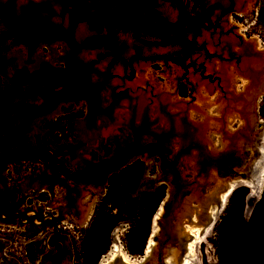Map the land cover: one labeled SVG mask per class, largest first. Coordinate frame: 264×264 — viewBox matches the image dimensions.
<instances>
[{"label":"rangeland","instance_id":"1","mask_svg":"<svg viewBox=\"0 0 264 264\" xmlns=\"http://www.w3.org/2000/svg\"><path fill=\"white\" fill-rule=\"evenodd\" d=\"M28 1L41 4L43 0H25ZM55 1L60 10L49 12L42 21L26 14L16 16L10 3L0 0V34L20 33L0 46V102L19 85L23 93L28 94L27 98L16 100L19 108L11 115V122L19 130V135L38 151L58 153L60 162L73 175L100 169L95 179L80 183L77 189V192L84 189V196L90 194L85 203L91 205L89 210L93 215L106 193L111 176L107 170L125 160H128L126 163L137 160L144 163L138 187L134 190L126 187L118 202L106 208L122 220L110 235V248L118 243L127 251L130 234L139 221L141 199L151 198L161 187L166 188L167 196L170 189L161 171L159 154L171 162L181 155L166 156L160 148L162 143L158 145L161 139L145 135L137 121L132 122L136 131L131 132L127 121L130 105L126 103L131 98L137 109L156 112L161 100L169 96V101L189 104L191 110H195L194 106H203V115H207L212 106H219L220 109L233 107L227 117L230 116V120L236 118L233 95L240 93L242 74L250 61H246L242 69L243 50L235 42L243 48L264 53V0H155L149 10L138 13L136 16L143 23L152 22L163 31H175L170 38H184L195 43L196 51L186 59V68L172 61L186 57L187 49L182 45L166 44L157 38L127 31L110 21L111 13L118 4L133 0ZM64 34L71 42L69 48L54 43L53 37ZM36 40L46 42L36 46ZM245 51L249 54L248 49ZM24 63L46 65L48 71L36 69L29 76L17 74V65ZM76 69L81 71V75H76ZM83 81L88 83L83 90H78ZM181 93H185V97ZM172 110L177 112L174 108ZM218 111L222 114L221 110ZM113 112L119 113L115 115ZM188 113L191 114V111ZM254 113L258 127L251 133L250 147L253 151L264 147L263 101L256 105ZM228 118L223 122V129L229 134L236 131L238 124L230 123ZM191 119L203 121L196 117ZM150 125L152 122L149 120L146 127ZM213 136L214 133L209 132L208 149L213 147V143L214 151L222 152ZM47 162L43 158H36L30 163L20 162L5 174L4 192L11 198L12 208L14 201L17 202L19 197L21 200L32 186H47ZM32 164L40 173L33 177L25 176L33 168ZM192 165L184 162L175 165L182 174L184 189L169 220L164 221V214H161L156 222L155 246L151 250L153 257L147 264L174 263L179 242H170L171 234L179 228L180 237L184 238L185 222L196 208L195 204L203 209L208 197L216 192L215 184L221 185L224 180L226 183L236 182L238 186L218 217L212 236L198 246L200 259L203 264H232L238 247L247 239L251 217L246 220L244 214L249 190L239 183L246 180L245 175L224 177L217 168L200 173V169ZM235 166L230 169L233 175L239 172L247 174L249 170V166L242 169L241 163ZM106 167L107 170L103 169ZM122 170L119 168L118 172ZM88 185L90 190L85 189ZM240 195H244V208L239 224L229 227V209ZM82 227L75 229L73 253L67 264H86L84 244L90 228ZM18 234L20 231L13 225L0 223V264H16ZM115 234L117 240L113 236ZM134 258L137 260L140 257Z\"/></svg>","mask_w":264,"mask_h":264},{"label":"bare ground","instance_id":"2","mask_svg":"<svg viewBox=\"0 0 264 264\" xmlns=\"http://www.w3.org/2000/svg\"><path fill=\"white\" fill-rule=\"evenodd\" d=\"M6 2L10 3L12 7L11 9L12 11H14V15L25 16L26 14V16L30 15L36 20L42 21L44 19V16L49 15V12L59 9V5L55 0H43L41 4H35L32 1L29 3V1L25 2V0H6ZM53 38L54 43L61 44L64 48H69L68 45H70L71 42L68 40L69 38L65 34L57 38ZM49 43H51V41ZM48 45L51 46V44ZM69 55H71V52L69 53ZM257 61L259 62L260 60ZM253 63L255 62H249L246 69L244 70L245 74L249 75L248 77L250 79H253L254 81L264 79V72L257 73V70L253 69L255 66V64ZM36 65L34 63L26 64V66H24L23 64L19 65L16 73L29 76ZM75 73L76 75H81L80 70L76 69ZM248 77L244 78L245 80L243 78L241 79L242 83L239 88L240 93H237V95H233V105L235 106L236 114L238 115L237 117L239 118L233 117V119L231 118V121L230 116L229 118L227 117L229 113H232L231 111L233 110V107L231 109H220L219 106H212L207 110V115H203V106H194L195 110H191L192 106H190L189 104L181 105L179 102L169 101V96L166 100H161L159 109H157L156 112H151L150 110H147L145 108H140V110L133 106L134 101L129 97L130 100L126 103L127 106L130 105L128 111L129 119L127 121L130 124H128V126L131 127H128V129L133 132L135 129L133 128L134 125L132 122L137 121L142 125L143 130L145 131V135L153 136L156 140L161 139L158 141V145L162 143L160 148L163 149L166 156H174V154L181 155L180 158L174 163V165H171L172 167L162 166L164 171L166 170L172 175L176 174L177 172V166L175 167V165L183 162L186 165H190V163L191 165L195 164L196 167L200 169V173H205L206 170L212 168L224 169L225 166L228 167V165L233 164L232 162H234L235 165L237 163L240 164L243 157L242 150L246 145V143L243 141H246V138L250 137V134L254 131L253 128H255L256 126H254V115L252 113V110H250L253 91H251L252 84L248 80ZM87 83L88 82L85 81L81 82L78 86V90H83ZM213 99L211 101H214ZM121 103L124 104L122 101ZM210 103L212 104L213 102ZM172 108L177 110V112H174ZM218 110H221L222 114H220ZM189 111H191V114L188 113ZM113 113L111 114V116L113 115ZM114 114L117 115L116 113ZM190 115L191 117L201 118L203 119V121H192ZM225 116L229 119L230 123H238L239 129H236V131H233L231 133L229 132L228 134L223 129V122L226 119ZM149 120L152 122V126H147V128L146 125L149 124ZM237 131H239L238 134L236 133ZM209 132L214 133L215 136L213 137L217 142L216 145H218L219 148H222V152L219 150L214 151V149H216L214 146L211 147L210 150L208 149V146L210 145ZM234 139L236 141H234ZM258 154V161H255V163H253L251 166L249 175L250 177L247 176L248 178L246 180L239 181V183H241L243 187L249 190L244 214L246 220L251 217L255 208V204L261 199V196L264 192V147H261L259 149ZM233 156L236 157L234 158ZM232 157L233 159H231ZM215 185L216 186L214 187V190L216 192H211L212 194L204 203V208L202 207L203 209L196 206L195 204L196 208L185 222L186 229L184 231V238L180 237L181 229L179 228L171 234L170 242H179V251H175L174 253L173 264H203L204 261L200 259V254L198 253V246L212 236V232L218 222V217L226 209L228 205V199L236 191L238 186L236 182L226 183L225 181H222L221 185H219V183ZM161 214L162 207L154 218L152 235L148 240L145 250L146 257L150 255L152 248L155 246L153 238L157 233L156 222L158 221ZM93 216V213H90V217L88 219H85V222L83 223L84 228L89 227ZM113 236L115 238L116 234ZM180 251H182L181 256L179 255ZM144 257L145 256H142L136 260L126 251L124 247H120L118 243H116L111 246L110 250L103 256L99 264H138L139 261L140 264H142ZM164 264H170V262H165ZM208 264L211 263L209 262Z\"/></svg>","mask_w":264,"mask_h":264},{"label":"flooded vegetation","instance_id":"3","mask_svg":"<svg viewBox=\"0 0 264 264\" xmlns=\"http://www.w3.org/2000/svg\"><path fill=\"white\" fill-rule=\"evenodd\" d=\"M13 33L2 32L0 39L4 35L11 34L12 37L20 35V33ZM2 45L4 43L0 44V46ZM260 69L259 72L256 69L257 73H260ZM1 90L2 81L0 95ZM27 97L28 94L23 93L20 86L17 85L9 93L7 98L3 102H0V112L6 115V119L18 134L19 130L11 122V115L19 108L16 100H23ZM263 98L260 103L262 101L264 102ZM255 108L252 109L251 107L250 110L255 111ZM236 127L239 129V126ZM253 130L255 131V128ZM21 140L33 151L32 155L22 150L0 123V223L2 225L6 223L7 225H13V227L20 231V234L17 235L19 242L16 244L19 252H16V258L14 259L16 264H67L73 253L72 240L75 238L74 235L77 234L75 229H79L80 226L82 227L85 219H88L90 213H92L89 210L91 205L85 203L90 194L84 196V189L77 192L78 186L80 183L95 179L100 169L82 175H73L68 172L65 164L60 162L62 160L58 153L54 155L51 152L43 151L44 154H42V151H38L22 137ZM248 147L246 151L247 155L251 156L250 154L252 152L255 157L257 154L256 159L249 165L247 176L250 177L251 166L259 158V149L253 151L250 145ZM15 151H20L24 159L29 158L27 163H30L36 158L47 159L48 166L46 167L47 176L45 181L48 184L44 188L42 186H32L28 192L23 194L21 200L19 197L17 198V202L14 201V207L12 208L11 198L4 192V186L6 185L5 174L10 173L12 171L11 168L18 166V163L24 162L22 157L15 153ZM32 165L33 168H30V172L26 173L25 176L33 177L36 173H40L36 169L35 164ZM103 169L107 170V167ZM63 183H65V186ZM7 185L10 186L9 184ZM85 189L90 190V186L88 185ZM12 213L14 215L11 216ZM88 228H90V225Z\"/></svg>","mask_w":264,"mask_h":264},{"label":"trees","instance_id":"4","mask_svg":"<svg viewBox=\"0 0 264 264\" xmlns=\"http://www.w3.org/2000/svg\"><path fill=\"white\" fill-rule=\"evenodd\" d=\"M103 2L107 0H101ZM155 0H133L119 4L112 11L110 21L121 28L138 34L157 38L166 44H180L187 49L183 60L172 61L185 67L186 59L196 51V45L187 39H172L170 34L175 31H163L152 22L143 23L137 14L149 10ZM12 38L9 34L0 39V44ZM1 89V79H0ZM185 97V93H181ZM6 132V131H5ZM144 172V163L140 160L133 162L121 172L114 173L108 180L106 193L97 208L90 224L89 233L84 244V257L86 264H99L101 258L109 251L110 235L114 228L122 221L120 216L107 211L106 208L115 205L123 196L125 188L134 190L138 187ZM166 197V188H159L151 198L141 199L139 221L131 232L127 242V252L134 257L145 254L153 218L157 215L162 202ZM244 208V195H240L229 209L227 225L229 227L239 224ZM232 264H264V192L260 201L255 206L249 224L246 241L241 244Z\"/></svg>","mask_w":264,"mask_h":264},{"label":"water","instance_id":"5","mask_svg":"<svg viewBox=\"0 0 264 264\" xmlns=\"http://www.w3.org/2000/svg\"><path fill=\"white\" fill-rule=\"evenodd\" d=\"M4 36H6V35H4ZM4 36H2L1 38H3ZM235 43H236V45L241 50H243L242 51L243 53L241 55L242 69H243V66H244V64H245L246 61H250V62L254 61L255 63H253V64H255V66H254L253 69H255V70L257 69L258 72H259V69L261 68L260 69V72L262 70H263L262 72H264V53L263 52H256L252 48H243V46H241L239 42H235ZM245 49H248L249 50V54L245 51ZM259 59H260V61L258 62L257 60H259ZM242 72H243V70H242ZM248 76L249 75H246L245 73L242 74V77L243 78H247ZM248 80L252 84L251 91H253V97L251 98L250 107H252L254 109L256 107V105L260 103L261 99L264 96V79L259 80V81H254L253 79H250L249 78ZM252 112L254 114V125H256L255 126V131H256V129L258 127V123L255 120L254 110ZM0 123L4 126V128L7 130V132L14 138L15 142L19 145V147L22 150L28 152L29 155H32L33 154V151L30 149V147H28L27 145H25L22 142L20 135L14 130V128L12 127V125L10 124V122L6 119V115L2 114L1 112H0ZM252 134L250 135V137L246 138V141H243V142L246 143V147L242 150L243 157H242V162H240L242 169H248V166L250 165V163L254 159H256L254 157V154L252 152L250 154L251 156H249V155L246 154V151L249 148L248 146L251 143ZM212 145L214 146L213 143H212ZM15 153L19 154L22 157V153L20 151H15ZM42 154H44V152ZM53 154L55 155V153H53ZM159 157H160V159L162 161V164H161L162 174L164 175V177H166L167 182L170 185L169 192H168L165 200L163 201V203L161 205V207H162V214H164L163 215L164 217L162 215H160V216H162V218L164 219V221H168L169 218H170V213H171L173 207L175 206V204L179 201V199L181 197V192L184 189V185L185 184L183 185V183H182V174H181L180 170L178 169V167H177V170H176L177 172L174 175H172L170 172H167L166 170L164 171L163 168H162V166H164V167H167V166L172 167L171 165H174V163L179 159L180 156L174 157L172 159V162L169 161L162 154H159ZM22 159L24 161H29V158L24 159L22 157ZM126 161H128V160H125L123 163L117 164L112 170H107V171L111 172V175L114 174V173H118V169L119 168L124 169L127 166H130L132 164V163H126ZM46 165L48 166V162H47ZM235 167H237V166H235L234 164H230V165H228V167L225 166L224 169H219V168H217V169L220 171L219 173L222 176H224V177L226 175H232V177L238 178V177H242L243 175H245V179H246L247 178V174L244 173V172H239L238 174H235V175L231 174L230 169L231 168H235ZM207 171L208 170H206L205 172L207 173ZM66 177H68V176H66ZM69 179H70V177H69ZM224 181H226V180H224ZM12 215H14V213H12L11 216ZM170 239H171V237H170ZM144 256L145 257H144V260H143V263L142 264H147L149 261L152 260L153 251H151V253H150V255L148 257H146V251H145Z\"/></svg>","mask_w":264,"mask_h":264},{"label":"crops","instance_id":"6","mask_svg":"<svg viewBox=\"0 0 264 264\" xmlns=\"http://www.w3.org/2000/svg\"><path fill=\"white\" fill-rule=\"evenodd\" d=\"M9 40H10V39H9ZM9 40H7V41H9ZM7 41H6V42H7ZM6 42H5V43H6ZM45 42H46V41H45ZM45 42H44V41L41 42L40 40H36V43H35V44H36V46H39L40 43H45ZM5 43H4V44H5ZM32 59H36V58L33 57ZM36 60H37V59H36ZM15 64H16V62L13 63V65H15ZM17 64H18V63H17ZM23 65L26 66V63H24ZM35 65H36V64H35ZM17 66H19V65H17ZM41 67H42V68H41ZM46 67H47L46 65H43V66L36 65L35 68H34V70H36V69H42V71H45V72H46V71H48ZM43 69H44V70H43ZM49 70H50V69H49ZM42 71H41V72H42ZM15 72H16V70H15ZM31 73H34V72H31ZM31 73H30V74H31Z\"/></svg>","mask_w":264,"mask_h":264}]
</instances>
